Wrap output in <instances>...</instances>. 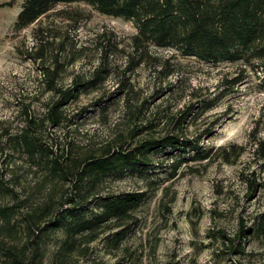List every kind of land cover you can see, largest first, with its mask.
Returning <instances> with one entry per match:
<instances>
[{"label":"rangeland","instance_id":"374dc122","mask_svg":"<svg viewBox=\"0 0 264 264\" xmlns=\"http://www.w3.org/2000/svg\"><path fill=\"white\" fill-rule=\"evenodd\" d=\"M22 4L0 0V175L17 198L14 203L10 195L0 197V208H15L12 242L24 241L25 215L70 197L72 187L45 178L43 166H32L21 150L5 145L23 125L21 109L43 119L58 91L79 79L83 85L77 89L83 90L63 105L65 121L39 129L43 142L56 143L57 153L70 142V155L81 158L133 130L132 143L160 136L191 104L183 133L209 151L203 160H192L189 151L172 175L168 167L159 169L152 177L156 187L136 177L106 181L97 194L145 192L146 202L120 227L110 222L93 234L77 235L62 263L264 264V236L253 227L264 212L261 62H206L151 46L136 52L130 21L85 3L58 4L15 30ZM100 63L106 71L95 76ZM53 67L56 88L47 91L43 69ZM149 121L154 124L145 127ZM170 162L162 159L163 165ZM241 225L251 229L240 233ZM120 230V240L110 244L107 237ZM63 238L61 230L40 237L43 264H51Z\"/></svg>","mask_w":264,"mask_h":264},{"label":"trees","instance_id":"16d2710c","mask_svg":"<svg viewBox=\"0 0 264 264\" xmlns=\"http://www.w3.org/2000/svg\"><path fill=\"white\" fill-rule=\"evenodd\" d=\"M70 3H85L101 14L130 21L136 29L132 36V48L136 52H143L151 46L206 62L242 61L248 64L260 61L258 66L262 68L264 82V0H23L14 29L29 26L58 4ZM105 68V63H100L95 76L104 73ZM56 72L57 67L43 69L47 91L56 88ZM71 85L72 88L58 91L60 97L43 119L28 109H21L23 125L5 145L21 150L32 166H43L47 170L45 178L69 182L71 196H65L53 206L46 203L40 212L34 209L25 215V227L20 229L25 233L21 243L12 242L17 228V223L12 222L14 206L1 207L0 234L5 233L9 240L6 241L4 236L0 239V264H43L39 239L58 230L62 231L64 238L51 264H63L62 260L77 235L93 234L110 222L114 228L120 227L132 211L146 202L145 192L97 194L96 190L106 181L136 177L143 179L147 186L156 187L152 177L159 169L165 171L168 167V172L174 174L187 160L185 155L189 151L193 152L192 160H203L208 156L209 150L202 151L197 138L186 137L183 133V123L190 117L193 104L172 118L171 127L160 136L149 135L132 143L130 141L137 132L133 130L129 136L119 134L94 150L95 153L89 152L81 158L70 155V142L66 145L69 149L57 153L56 143L53 147L43 142L39 129L41 124L56 128L65 121L63 105L70 98H77L83 90L77 89L83 85L79 79H73ZM153 124L149 121L145 127ZM161 158L170 160V164L163 165ZM9 186L8 180L0 175V197L10 195L15 198ZM15 200L17 198L14 203ZM253 227L264 236V212L254 218ZM244 229L247 228L241 225L240 233ZM120 232L107 237L110 244L120 240Z\"/></svg>","mask_w":264,"mask_h":264}]
</instances>
